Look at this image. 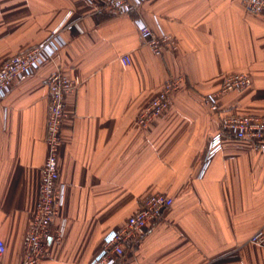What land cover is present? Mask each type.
<instances>
[{"label": "crops", "instance_id": "crops-1", "mask_svg": "<svg viewBox=\"0 0 264 264\" xmlns=\"http://www.w3.org/2000/svg\"><path fill=\"white\" fill-rule=\"evenodd\" d=\"M138 18L177 48L155 54ZM57 28L67 44L0 100V264L24 258L47 156L46 78L57 67L83 83L66 97L65 196L40 264H90L106 235L158 193L173 204L113 264H264V247L250 242L264 227V140L227 136L206 157L220 112L264 115V10L243 0H148L131 12L101 0H0V67ZM238 72L250 86L220 94L211 110L205 95ZM173 76L182 81L167 110L140 127V111Z\"/></svg>", "mask_w": 264, "mask_h": 264}, {"label": "built area", "instance_id": "built-area-1", "mask_svg": "<svg viewBox=\"0 0 264 264\" xmlns=\"http://www.w3.org/2000/svg\"><path fill=\"white\" fill-rule=\"evenodd\" d=\"M105 8L117 12H131L139 9L148 0H101ZM245 8L254 13L264 10V0H243ZM140 37L153 52L163 55L168 49L175 50L177 42L169 33L157 32L142 18L136 19ZM67 44L59 28L50 36L3 62L0 67V100L7 96L15 80L26 78L47 61L52 60L58 50ZM122 60L129 64V54H123ZM49 86V108L46 131L47 156L40 171V195L35 213L24 237V258L22 264H40L47 254V240L52 237L51 225L63 204L65 188L60 182L59 151L63 143V124L68 116L66 97L75 92L83 83L79 75L69 76L60 67L55 68L46 78ZM182 77H170L161 90L140 111L138 125L148 128L150 123L163 114L171 103L172 95L180 88ZM252 77L245 72L227 75L220 89L205 95L204 100L210 109L220 111L218 97L234 90H243L250 86ZM264 140V115L220 112L219 131L212 136L207 161L222 148L227 137ZM173 204V198L165 194H152L146 197L141 207L131 214L120 228L111 230L105 238L100 253L90 264H113L124 254L126 244L134 237L145 233L152 222L162 216L163 211ZM250 242L264 247V227L256 230ZM6 251V244L0 236V257Z\"/></svg>", "mask_w": 264, "mask_h": 264}]
</instances>
